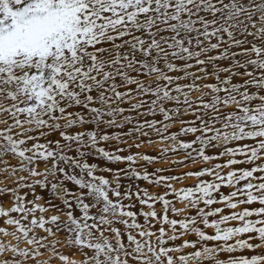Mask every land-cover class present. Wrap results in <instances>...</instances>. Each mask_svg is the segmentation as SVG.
Instances as JSON below:
<instances>
[{"label":"snow or ice","instance_id":"snow-or-ice-1","mask_svg":"<svg viewBox=\"0 0 264 264\" xmlns=\"http://www.w3.org/2000/svg\"><path fill=\"white\" fill-rule=\"evenodd\" d=\"M0 220V264H264V0H0Z\"/></svg>","mask_w":264,"mask_h":264},{"label":"rangeland","instance_id":"rangeland-1","mask_svg":"<svg viewBox=\"0 0 264 264\" xmlns=\"http://www.w3.org/2000/svg\"><path fill=\"white\" fill-rule=\"evenodd\" d=\"M241 71H242V70H241ZM234 82H238V81H235V80H234ZM256 103H258V101H257ZM156 119H160V117L157 116ZM185 119H191V117H185ZM172 131H178V129H173ZM184 139H191V137H184ZM245 143H252V142H251V141H245ZM132 151H136V149H133ZM146 151L148 152V154L155 155V151H153L152 149H147ZM213 151H215V152H219V151H222V149H215V150H213ZM208 154L211 155V154H213V152H212V151H209ZM89 162L91 163V162H93V161L90 159ZM220 162L223 163L224 161H220ZM100 163H101V165L103 166V162L100 161ZM108 167L117 168V167H124V165L110 164V165H108ZM173 167L176 168V171H175V172H173V173H167V172H166V173H164V174H165V175H168V174H179V171H180L179 168H178L177 166H173ZM238 167H244V165H239ZM249 167H250V166H249ZM192 170H193V171H197V170H199V169H198V168H193ZM149 171H152V169L149 168ZM103 174L106 175V176H109L108 173H103ZM257 175H259V174H257ZM121 184L124 185V186L131 185L132 188H133V191H135V186H136L137 184H139V186H141V187H148L150 191H154V192H162V191H164V189H162V188H157V187L152 186V185H147L144 181H134V180H133V181H130V180H127V179H122V180H121ZM188 186H192V185L189 184ZM122 190H123V189H122ZM25 191H27V190H25ZM221 191H223V192H225V194H227L228 189L223 188V189H221ZM37 192L40 193V189H37ZM41 194H44L45 197L47 198V194H46V193H41ZM170 198H171V197H170ZM29 199H31V196L29 197ZM3 200H4V201H7L8 198H7V197H4ZM125 203H128V201H125ZM139 207H140V206L137 204V208H136V209H133V210L136 211V210L139 209ZM156 207H157V208H160V205L157 204ZM213 207H216V205H214ZM252 207H258V205H253ZM191 214L194 215L195 213L192 212ZM170 215H171V214H170ZM140 222H141V223L143 222V218H142V217L140 218ZM0 224H2V220H0ZM116 226L122 228L121 225H116ZM63 235H65V234H64V233H61V236H63ZM188 238H189V239H194L195 237H194V236H189ZM177 243H179V241H178ZM63 251L65 252V254L71 255V254L75 251V249H72V248H70V249H63ZM246 254L251 255V253H246Z\"/></svg>","mask_w":264,"mask_h":264}]
</instances>
